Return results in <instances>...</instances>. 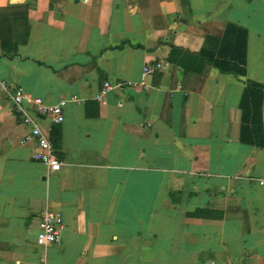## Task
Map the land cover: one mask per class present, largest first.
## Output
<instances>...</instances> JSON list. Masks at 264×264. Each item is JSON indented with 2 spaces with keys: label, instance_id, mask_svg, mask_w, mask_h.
<instances>
[{
  "label": "crops",
  "instance_id": "obj_1",
  "mask_svg": "<svg viewBox=\"0 0 264 264\" xmlns=\"http://www.w3.org/2000/svg\"><path fill=\"white\" fill-rule=\"evenodd\" d=\"M228 25L246 31L244 77L193 56ZM2 82L77 100L40 119L60 171L31 159ZM104 82L122 86L100 103ZM247 82L264 89V0H0V264H264V98L263 145L243 143ZM46 209L63 227L41 247Z\"/></svg>",
  "mask_w": 264,
  "mask_h": 264
},
{
  "label": "built area",
  "instance_id": "obj_2",
  "mask_svg": "<svg viewBox=\"0 0 264 264\" xmlns=\"http://www.w3.org/2000/svg\"><path fill=\"white\" fill-rule=\"evenodd\" d=\"M169 68L166 61H158L147 64L143 68V78L150 77L156 72H162ZM147 90L148 86L144 81L141 83ZM3 90L7 93L13 113L18 117L20 124L27 128V133L23 138L25 143L32 142L34 150L31 159L45 166L49 172H58L62 163L58 159L55 145L48 132L41 127L40 119L47 117L51 126L61 125L64 121V108L69 102H76L75 98L61 100L54 106H46L42 99L31 97L22 89L10 88L5 82L1 83ZM121 83L111 84L104 82L102 89L96 96L100 103L104 102L106 94L118 87ZM259 185L264 186V180L259 181ZM63 227V218L60 214L43 210L39 217L38 233L36 243L41 247L56 245L60 241V232Z\"/></svg>",
  "mask_w": 264,
  "mask_h": 264
},
{
  "label": "trees",
  "instance_id": "obj_3",
  "mask_svg": "<svg viewBox=\"0 0 264 264\" xmlns=\"http://www.w3.org/2000/svg\"><path fill=\"white\" fill-rule=\"evenodd\" d=\"M246 31L233 25H228L223 39L216 52H199L194 57L205 60L206 63L221 73L244 77L246 74ZM264 89L254 82H247L243 90L239 108L241 110L240 141L250 145H263L259 142L262 135L261 109ZM55 143V141H54ZM198 213H193L196 216Z\"/></svg>",
  "mask_w": 264,
  "mask_h": 264
}]
</instances>
